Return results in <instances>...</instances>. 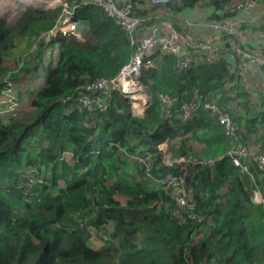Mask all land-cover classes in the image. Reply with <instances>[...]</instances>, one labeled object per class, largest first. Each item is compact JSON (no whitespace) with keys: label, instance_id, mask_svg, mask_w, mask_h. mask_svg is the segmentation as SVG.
Masks as SVG:
<instances>
[{"label":"trees","instance_id":"1","mask_svg":"<svg viewBox=\"0 0 264 264\" xmlns=\"http://www.w3.org/2000/svg\"><path fill=\"white\" fill-rule=\"evenodd\" d=\"M67 1L71 7L81 0ZM234 3L170 0L169 9L208 6V19L219 20ZM135 5L132 36L95 5L74 11L82 39L45 40L63 9H28L12 27L0 21V92L6 79L18 85L24 74L35 73V79L45 71L46 51L57 44L56 64L45 71L31 107L0 117V264H264V209L250 200V178L227 156L214 166L196 163L234 147L204 108L207 102L230 106L241 138L248 145L256 137L255 147L264 154V94L255 103L238 69L230 70L225 55L237 54L228 42L219 44L215 55L197 42L191 49L203 60L192 59L183 70L177 69L178 56L160 55L144 72L150 97L142 117L117 107L114 99L104 111L74 102L87 85L115 77L129 62L131 38L166 19L148 0ZM243 22L264 35V22ZM232 36L222 34L221 41L232 38L235 44ZM15 94L21 96L20 90ZM161 95L171 99L170 120ZM192 101L197 113L183 122L177 109ZM167 135L174 140L171 158L195 162L172 171L191 208L177 204L175 187L163 183L169 170L157 147ZM146 155L153 156L150 166ZM60 179L64 187L57 184ZM255 181L264 191V181ZM20 184L30 185L31 192L24 194ZM93 232L103 242L99 249L92 247Z\"/></svg>","mask_w":264,"mask_h":264},{"label":"built area","instance_id":"2","mask_svg":"<svg viewBox=\"0 0 264 264\" xmlns=\"http://www.w3.org/2000/svg\"><path fill=\"white\" fill-rule=\"evenodd\" d=\"M135 1L136 0H127L122 7H119L116 5L114 0H81L71 7L66 5L62 9L64 12L72 14L73 16L74 11L77 8L87 5H95L101 8L104 14L108 18L112 19L117 26L132 36L134 34L138 20L135 17ZM148 1L152 5L163 6L170 0ZM255 3H257V5H254ZM263 6L264 0H241L232 4L229 7L227 13L235 15L239 14L241 21L243 22L252 20L253 17H255L254 12ZM72 16L70 17V21L67 19V17L60 21L56 26L58 27L57 29L61 28V26L67 22L71 23ZM257 37L259 41L262 40L264 42L263 34H257ZM131 43L134 44V52L129 62L121 68L120 72L115 77L111 79L99 78L87 85L84 90L80 92V94L74 99V102L78 106L89 111H94L96 109L104 111L113 99V93L119 92L125 97L126 101L129 102V112L133 116L142 117L149 100V97L145 95V85L143 84L144 72L147 69L155 66V61L160 55L170 53L178 56L179 61L177 62V69L179 70L188 68L192 59H196L199 62L203 60V56L201 54H193V51L196 50L191 49L195 45L193 38L187 34L177 32L168 24L165 25L162 32L161 30H158L151 35H145L136 40L131 38ZM197 45L198 44L195 46ZM198 47L208 51V53H214V48H207L204 43L199 44ZM235 52L237 54V58L240 60L238 67L241 68V70H245L248 67L252 68L258 65L261 66V62L257 56L258 54H252V56H250L249 51L240 49H236ZM262 67L264 68V61H262ZM5 81L7 85L0 94L5 93L9 97H14V95L16 96L15 92L14 95H12V88L14 84L12 85V83L8 82L7 79ZM126 81L132 82V85L135 88L133 91L126 92L125 88H123ZM139 99L143 100V102ZM12 100H16V98L14 97L8 101V111L11 114H16L14 113L15 111H13L14 107H12L15 103L11 105ZM159 100L162 104V107L166 110L165 113L170 120V97L167 95H161ZM132 104H134V106H132ZM5 105H7V103ZM197 108L198 103L196 101L183 103L177 109L178 117L183 122H188L195 117ZM204 108L207 109L210 114L215 117L216 122L222 126L225 136L234 142V147L229 152H227V155H223L215 160L200 161L196 163L214 166L216 161L227 156L230 159L232 165L237 168L241 174L247 175L253 183V187L249 194L251 202L256 206H262L264 209V191L255 181H264V154L256 148L248 146L245 139L241 138L239 126L235 121L232 120L230 116V106L221 107L214 102H207L204 104ZM153 160V156H145L146 165L150 166ZM189 163L195 162L184 157L174 158L172 161L167 163L163 161L164 167H166L169 172L166 173L162 178L163 183L175 187L176 192L174 193V196L177 204L187 208L192 207L190 198L186 190L180 186L181 180H177L172 174V171L176 169H184ZM38 179L39 178H37V181Z\"/></svg>","mask_w":264,"mask_h":264},{"label":"rangeland","instance_id":"3","mask_svg":"<svg viewBox=\"0 0 264 264\" xmlns=\"http://www.w3.org/2000/svg\"><path fill=\"white\" fill-rule=\"evenodd\" d=\"M67 4H68L67 0H29V1L28 0H0V21H3L5 26L12 27V26H14L16 24V22L20 19V17L28 9L58 11V9L64 8V6H66ZM167 4H170V1ZM254 5H257V3H255ZM154 6H156V5H154ZM156 7H159V6H156ZM60 13H61V10H60ZM71 16H72V14H69L67 12L62 11L61 19L63 20L65 17H67V19L70 21V17ZM73 16L71 18L72 19L71 21H74ZM239 19L240 20H238V21L236 20V22H234V24H232L231 30L229 29L230 32H228V30L226 31L225 27L222 26V28H221V30H223L222 33L223 34H236L235 36H237L238 34L246 33V32H248L249 34H255V35L262 34L260 31L259 32H252V31L249 30V28L243 27L242 23H244V22L241 21V18H239ZM263 19L264 18L260 19L259 17L256 16V17H253L252 20H248V22H259V23H261V22H264ZM168 25L170 27H172L170 24H168ZM63 26H61V28H59V29H57L58 27L55 26V28L52 31L48 32V35L45 37V40L49 41L52 38H58V37H60V38L61 37L62 38L63 37L68 38L69 37L70 38L71 36H74L75 38H78V39H82L81 28H78L77 30H75L73 32L72 31V28H73L72 25L67 26L66 28L63 27ZM242 29H244V30H242ZM176 31L179 32L178 30H176ZM179 33H182V32H179ZM182 34H184V33H182ZM186 34H188V33H186ZM142 36H145V35L143 34ZM252 39H254V36H252ZM242 42L241 43L239 42V44L240 45H245L246 44L245 40H243ZM204 44L207 46V48H210V49L216 48L218 46V45H216L213 42L208 41V40H207V42H204ZM252 45L254 46V44H252ZM55 47L57 48V44L55 45ZM263 47H264V43L263 42H261V44L257 42V46L254 49L252 48L251 50H248L247 48L245 49L243 47H238V46H233L232 48H233V50H236V49L247 50V51H249V55L250 56H252V54H258L257 56H258L259 61L261 62V66L258 65V66H254L253 68L248 67L247 70H251L252 71V70H259L260 69V71L262 73V72H264V68L262 67V61H264V54L261 53V49ZM56 48H55V50H53L51 55H49V51L47 50V53L45 55L46 58H45V62H44L45 71L48 69V67L51 65V63H52V65L56 64V60H57ZM227 48H229V47H227ZM255 52H257V53H255ZM17 58L18 57H16L15 59H17ZM30 60H32V59H30ZM30 62H32V61H30ZM254 68H259V69H254ZM45 71L44 70H40L39 71V75L35 79H34L35 73L24 74L23 75V81H24V84H26V85H22L21 87L13 86L12 95H14L15 91L18 92L19 90H20V93H21V96L17 95L18 99H17V96L14 95V97L16 98L17 101L16 100H12V103H11V105L14 104V103L16 104V105L14 104L12 106V107H14L13 108V111H15L14 113H16L15 116H18L17 114H19L23 110H27V109H29L31 107L29 105H30L31 101L34 98L35 93H37L38 90L41 89V87L44 84ZM13 84L16 85L15 83H13ZM28 87H29L30 90H29V92L25 93V90H23V88L25 89V88H28ZM144 88H145V95L147 97H150L147 88L145 86H144ZM32 95H33V97H32ZM14 97H9L5 93L0 94V117L2 119H7L8 116H11V113L8 111V106H9V102L8 101H10ZM23 98H24V101H26L25 103H23L21 101ZM113 99H114V104L117 107H120L121 109L124 108V110L129 111L128 110L129 102L126 101L125 97L121 93L114 92L113 93ZM139 100H141V99H139ZM6 103H7V105H5ZM132 106H134V104H132ZM4 110H5L6 113L4 112ZM10 110H11V108H10ZM173 141L174 140H171L170 136L167 135L164 138V140L162 141L165 144L159 145L157 147L158 150H160V148H161V151L163 152V155H164L163 161L165 163L170 162V161H172V159H174V158H171V150H172L171 149V142H173ZM62 155L67 160H69L71 158L70 152L68 153L67 151H65ZM29 176H30L29 174L25 175V177L28 179V183L33 184L32 183L33 179L30 178ZM41 181H42V179L39 177L38 181H36V182L40 183ZM57 184L59 186H62V187L65 186L64 180H61V179L58 180ZM17 187L18 188H22L23 187L24 188L23 189V193L24 194H29L31 192L30 185L22 186L20 184ZM115 199H118L121 202H124V200H125L123 197H120V196H117V195L115 196ZM91 241H92V247L94 249L101 248V246L103 244L101 239L94 232L91 235Z\"/></svg>","mask_w":264,"mask_h":264},{"label":"crops","instance_id":"4","mask_svg":"<svg viewBox=\"0 0 264 264\" xmlns=\"http://www.w3.org/2000/svg\"><path fill=\"white\" fill-rule=\"evenodd\" d=\"M116 5L119 7H122L127 0H114ZM232 2H238L241 0H231ZM151 4V3H150ZM137 5V4H136ZM170 4H164L163 6L155 7L158 9V11L164 12L166 15V19L159 22L158 24L150 26L144 35H151L152 33H155L158 30H163L166 24H170L172 27H174L176 30L181 29L180 31L182 33H188L191 38L194 40V44L198 43H204L208 41L213 42L216 45H224L225 42H228L229 45L233 46H238V47H243L247 48L248 50H251L252 48L254 49L257 46V42L261 44L263 42L259 41L257 35L255 34H249L248 32L243 33V34H232L233 38H235L236 42L234 44V41L232 38L229 40L221 41V35L223 34L221 30L222 26L225 27V30L230 32L232 24L236 22V20H240V15L237 14H228L224 13L222 17L219 20H213V19H208L207 14L209 13V8L208 6H195L193 8H185L179 12H174L169 9ZM264 18V6L259 9L258 11L255 12V17ZM264 20V19H263ZM173 28V29H174ZM230 29V30H229ZM224 30V31H225ZM244 30V29H242ZM179 31V32H180ZM252 36H254V39H252ZM245 40V45H240L239 42L241 43L243 40ZM198 42V43H197ZM243 43V42H242ZM264 43V42H263ZM254 44V46L252 45ZM195 45L193 47H195ZM264 48V47H263ZM215 49V48H214ZM215 55V52L213 53ZM226 60L228 61V66L230 70L232 71L233 69H238V75L240 74V78H243V81L245 82V88L248 93H250L253 98L255 103L260 102V96L261 93L264 94V72L261 73L259 68H254V69H259V70H239L238 64L240 60L236 57H234L231 54L225 55ZM253 68V67H252ZM23 81V80H22ZM24 84V81L22 84H18L16 86L21 87ZM25 90V93L29 92V87L28 88H23ZM33 97V95H32ZM23 103L24 98L21 100ZM256 137H253L252 139H248V145L256 148L255 147V140ZM165 144L164 142L161 143ZM167 144V143H166Z\"/></svg>","mask_w":264,"mask_h":264},{"label":"bare ground","instance_id":"5","mask_svg":"<svg viewBox=\"0 0 264 264\" xmlns=\"http://www.w3.org/2000/svg\"><path fill=\"white\" fill-rule=\"evenodd\" d=\"M28 1H29V0H28ZM68 24H70V22H67L66 24H64L63 27L67 26ZM64 29H65V28H64ZM126 85H127V87H126ZM129 87H130V88H129ZM123 88H125L126 92H131V91H133V90L135 89V88L133 87L131 81H126V82H125V85H124ZM141 101L143 102V100H141Z\"/></svg>","mask_w":264,"mask_h":264},{"label":"clouds","instance_id":"6","mask_svg":"<svg viewBox=\"0 0 264 264\" xmlns=\"http://www.w3.org/2000/svg\"><path fill=\"white\" fill-rule=\"evenodd\" d=\"M73 15H74V14H73ZM57 25H58V24H57ZM57 25H56V26H57ZM71 25L73 26L74 30H77V29L79 28V27H76L74 21L71 22ZM54 28H55V27H54ZM54 28H53V29H54ZM53 29H52V30H53ZM49 32H50V31H49ZM71 37H74V36H71ZM59 38H60V37H59ZM61 38H62V37H61ZM63 38L66 39V37H63ZM68 38H69V37H68ZM52 39H55V38H52ZM52 52H53V50H52V51H49V55H51ZM46 53H47V51H46ZM161 143H162V142H161ZM161 143H160L159 145H161ZM159 145H158V146H159ZM168 172H169V171H168ZM168 172H167V173H168Z\"/></svg>","mask_w":264,"mask_h":264}]
</instances>
